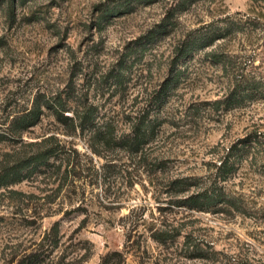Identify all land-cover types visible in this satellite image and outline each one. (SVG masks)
Wrapping results in <instances>:
<instances>
[{
  "label": "rangeland",
  "instance_id": "374dc122",
  "mask_svg": "<svg viewBox=\"0 0 264 264\" xmlns=\"http://www.w3.org/2000/svg\"><path fill=\"white\" fill-rule=\"evenodd\" d=\"M189 35L204 43L176 61ZM54 96L118 139L151 134L95 152ZM35 99L40 120L0 139V176L51 134L79 155L0 183V264H264V0H0V131ZM240 140L222 183L239 208L184 204Z\"/></svg>",
  "mask_w": 264,
  "mask_h": 264
},
{
  "label": "trees",
  "instance_id": "16d2710c",
  "mask_svg": "<svg viewBox=\"0 0 264 264\" xmlns=\"http://www.w3.org/2000/svg\"><path fill=\"white\" fill-rule=\"evenodd\" d=\"M204 43L203 36H186L182 41L180 46H178L177 50V58L179 62L184 59L187 55L193 53L197 46L202 45ZM175 70L173 71V73ZM172 73V74H173ZM175 76H171V78L163 85V93L169 92L171 85L168 86L169 82H173ZM255 85V84H254ZM177 84H175V87ZM256 86V85H255ZM246 95V94H244ZM46 104L53 109L55 112L57 119L66 125V132L70 134H74L78 128L87 131L92 130L91 135L92 137V149L97 152L98 148L95 145L101 144V147H110L116 144L121 143L122 145H126L130 148H139L140 145L145 140L144 138L149 135V131L151 134L152 129L149 127V124H145V129H142V126H138V132L135 136L130 137V134L124 135L122 138L118 139L112 127L108 126L105 129L102 128L101 125L98 123L97 115H96V108L87 104L83 107L76 106L72 108V105L69 103V100L66 98H58V96H54L51 99H45ZM43 105L44 102L40 99L34 100V105L21 113L15 114L9 124L7 125L4 131H0V139L5 138H15L17 136H21L26 128L30 125L37 123L41 115L43 113ZM73 109V113L69 114L66 111H70ZM55 140L51 144H47L48 140ZM241 146L238 150H235V147L238 146L237 143L231 145L229 151L226 155L220 156L216 162L214 163L216 167V174L218 177H215L213 180L209 182L206 181L201 186L200 190L192 191L188 193L185 197H181V201L184 204L190 205L200 210H209L211 208H215V211H224L226 209L225 205L230 207H238L240 205L237 204L236 200L233 199L234 197L226 191L223 181L229 178V175L233 173V171L238 168V158L240 156V150L246 147L247 141L240 140ZM37 144H44L38 150L27 154L24 158L18 159L14 164H10L4 167V172L0 176V183L8 182L9 177L15 176L18 174L22 169L27 168L29 166H34V164L40 163H49L51 160L59 157L62 153L65 157H68L71 161V156L74 154L79 155V152L73 146L67 145L66 143H61L59 138L54 135H48L44 137L40 142ZM101 152V151H100ZM232 153V154H231ZM195 180V178H189L186 176L177 177L176 185L181 191L190 190L193 185L199 184ZM180 201V200H178Z\"/></svg>",
  "mask_w": 264,
  "mask_h": 264
}]
</instances>
